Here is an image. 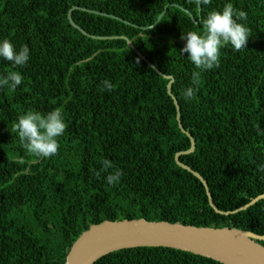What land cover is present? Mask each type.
<instances>
[{
	"label": "trees",
	"instance_id": "trees-1",
	"mask_svg": "<svg viewBox=\"0 0 264 264\" xmlns=\"http://www.w3.org/2000/svg\"><path fill=\"white\" fill-rule=\"evenodd\" d=\"M229 0H0V39L30 58L22 84L0 88V264H65L75 241L104 222L146 220L233 228L264 236V0H230L247 13L243 49H221L201 74L196 97L181 91L198 71L181 54V35ZM77 8V9H74ZM87 35L74 28L69 16ZM161 19L158 21L159 17ZM152 26V27H151ZM95 37L98 39H93ZM162 75L149 67L127 42ZM104 38V39H100ZM109 80L112 91H102ZM59 108L67 124L55 156L38 158L19 140L20 115ZM112 167L105 171L102 161ZM119 170L109 185L105 177ZM264 247V242H259ZM94 264H221L169 248L126 249Z\"/></svg>",
	"mask_w": 264,
	"mask_h": 264
},
{
	"label": "water",
	"instance_id": "water-1",
	"mask_svg": "<svg viewBox=\"0 0 264 264\" xmlns=\"http://www.w3.org/2000/svg\"><path fill=\"white\" fill-rule=\"evenodd\" d=\"M161 17L162 15L158 21ZM68 18L74 28L78 29L84 35H87L81 28L74 24L70 14ZM91 38L98 39L95 37ZM120 38L124 39L128 46L143 61L147 62L150 68L155 70L164 79L169 80L167 89L169 96L172 97L171 88L174 79L164 76L156 70L134 48L127 38ZM173 101L177 110L179 128L191 141L190 150L177 154L175 161L180 168L192 174L203 184L211 208L218 214L228 216L244 211L260 200H263L264 195L259 196L234 212H221L216 209L212 202L207 183L198 173L179 161L181 155L193 153L195 144L191 136L183 129L180 122L179 106L174 98ZM259 242H264V236L233 228H199L178 223L149 222L142 219L104 222L90 227V229L75 241L66 257L65 264H94L99 259L114 252L136 248H169L208 258L221 264H264V247Z\"/></svg>",
	"mask_w": 264,
	"mask_h": 264
},
{
	"label": "clouds",
	"instance_id": "clouds-1",
	"mask_svg": "<svg viewBox=\"0 0 264 264\" xmlns=\"http://www.w3.org/2000/svg\"><path fill=\"white\" fill-rule=\"evenodd\" d=\"M212 0H191L197 8L211 4ZM247 13L236 10L233 4L227 2L222 10L211 11L203 19V31H188L181 35L184 42L179 50L181 54H187L188 61L197 69L191 77L192 86L184 88L181 96L186 102L195 99L198 92L200 77L203 72L211 71L220 66L221 49L231 47L233 51H240L246 45L249 38V30L244 23ZM152 27V26H151ZM30 58V50L27 45L17 49L8 39H0V61L9 62L14 69L23 68ZM23 81L19 71H10L6 75H0V88L7 87L15 91ZM102 91H112V83L105 79L101 82ZM67 124L62 111L57 108L42 115L36 111H28L20 115L14 125V131L23 147L38 158H49L55 156L60 147L58 138L66 131ZM258 131H264L259 130ZM103 169L107 171L112 167L107 160L102 162ZM259 171L264 172V164L259 166ZM122 173L116 170L109 173L105 179L109 185L118 181Z\"/></svg>",
	"mask_w": 264,
	"mask_h": 264
}]
</instances>
